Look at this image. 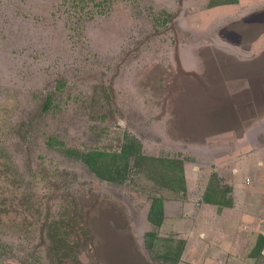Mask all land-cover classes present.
I'll return each mask as SVG.
<instances>
[{"label": "rangeland", "instance_id": "374dc122", "mask_svg": "<svg viewBox=\"0 0 264 264\" xmlns=\"http://www.w3.org/2000/svg\"><path fill=\"white\" fill-rule=\"evenodd\" d=\"M262 114L264 0H0V264H175L183 243L179 264L209 249L219 212L204 197L232 202L215 136ZM128 135L151 158L122 179L67 151ZM255 247L235 264H264Z\"/></svg>", "mask_w": 264, "mask_h": 264}, {"label": "crops", "instance_id": "0c3cea01", "mask_svg": "<svg viewBox=\"0 0 264 264\" xmlns=\"http://www.w3.org/2000/svg\"><path fill=\"white\" fill-rule=\"evenodd\" d=\"M215 137L213 143H223L225 149H217L213 169L227 177L232 202L219 207L213 201L219 218L213 217V233H208L211 236L202 234L211 240L209 249L198 245L189 257L184 251L179 264H235V258L254 256L250 253L255 247L254 236L264 238V115L254 118L239 132L227 130ZM255 250L264 253V248Z\"/></svg>", "mask_w": 264, "mask_h": 264}, {"label": "trees", "instance_id": "16d2710c", "mask_svg": "<svg viewBox=\"0 0 264 264\" xmlns=\"http://www.w3.org/2000/svg\"><path fill=\"white\" fill-rule=\"evenodd\" d=\"M228 1V0H220L222 3L226 2H234ZM45 106H48L46 104ZM2 149H0L1 151ZM67 151L71 154H75L77 157H79L81 160H83L85 163H87L96 174H98L100 177L108 180H118L122 179L126 176V171L128 169V164L130 163V158L135 157L134 159L136 162H142L145 159H150L151 157H148L144 153H142L140 143L138 139H136L133 135L127 136L125 138V141L121 144L120 149L116 150H107V149H89V150H79L76 148L69 147L67 148ZM2 154V153H1ZM153 159L161 161V164H166L164 166L165 170H168V168L171 167L170 164H168V159L152 156ZM182 180L184 181V177L181 175ZM205 200L208 202H213L211 198L207 197L205 195ZM218 204H226L231 203L230 200L225 199H219L217 201ZM221 207V206H220ZM149 217L153 222L157 224H161L164 219V202L163 197L161 196H154L150 210H149ZM263 239V240H262ZM182 240H180L181 242ZM183 242V241H182ZM183 247V243L181 244ZM182 247H180L177 251V255L175 257V264L178 262L180 258V253L182 251ZM257 249L261 250L264 248V238L263 235H260L259 242L256 244Z\"/></svg>", "mask_w": 264, "mask_h": 264}]
</instances>
